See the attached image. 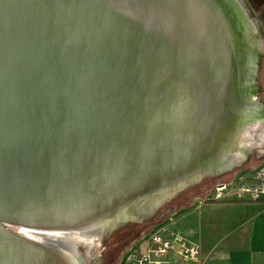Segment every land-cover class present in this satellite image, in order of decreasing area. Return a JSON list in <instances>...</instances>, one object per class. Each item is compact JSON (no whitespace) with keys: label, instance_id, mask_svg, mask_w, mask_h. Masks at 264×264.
Returning <instances> with one entry per match:
<instances>
[{"label":"water","instance_id":"1","mask_svg":"<svg viewBox=\"0 0 264 264\" xmlns=\"http://www.w3.org/2000/svg\"><path fill=\"white\" fill-rule=\"evenodd\" d=\"M262 46L242 0H0V264H83L262 149Z\"/></svg>","mask_w":264,"mask_h":264},{"label":"crops","instance_id":"2","mask_svg":"<svg viewBox=\"0 0 264 264\" xmlns=\"http://www.w3.org/2000/svg\"><path fill=\"white\" fill-rule=\"evenodd\" d=\"M263 148L254 147L246 155L237 153L240 163L230 172L212 176L217 178L215 186L254 183L257 171L264 166ZM253 166L258 167L254 172ZM212 190L206 191L208 197L194 210L174 215L155 231L166 239L173 233L185 237L199 248L198 260L186 261L170 254L163 264H264V201L216 202L210 198Z\"/></svg>","mask_w":264,"mask_h":264},{"label":"rangeland","instance_id":"3","mask_svg":"<svg viewBox=\"0 0 264 264\" xmlns=\"http://www.w3.org/2000/svg\"><path fill=\"white\" fill-rule=\"evenodd\" d=\"M242 2L245 9L248 10L250 18L257 22L259 32L264 38V0H242ZM263 51L264 46H262L261 54ZM256 91L260 102L259 106L263 107L264 110V54L259 66ZM257 168V166H253V172ZM215 184L216 179L213 177H202L187 190H183L185 192L173 193L174 196H170V199L165 198L167 200L164 204L150 213L141 214L136 220L107 226L103 230L104 235L100 236L98 234L90 240L91 245L89 247L81 246L78 248L83 264H121L120 262L125 254L140 243L144 236L153 231L156 221L160 220L161 217L165 218L172 215L174 210H179L186 204L187 206L183 209V212L178 215L191 211V209L194 210L208 197L206 191L214 187ZM194 217L196 218L197 215L195 214ZM170 235L168 238L175 236L176 233Z\"/></svg>","mask_w":264,"mask_h":264},{"label":"built area","instance_id":"4","mask_svg":"<svg viewBox=\"0 0 264 264\" xmlns=\"http://www.w3.org/2000/svg\"><path fill=\"white\" fill-rule=\"evenodd\" d=\"M213 201L227 200L259 202L264 201V166L260 168L252 184H220L210 195ZM170 254H176L186 261H197L199 248L181 235L164 238L154 232L143 239L139 246L130 249L121 264H163Z\"/></svg>","mask_w":264,"mask_h":264},{"label":"trees","instance_id":"5","mask_svg":"<svg viewBox=\"0 0 264 264\" xmlns=\"http://www.w3.org/2000/svg\"><path fill=\"white\" fill-rule=\"evenodd\" d=\"M213 178H214V177H213ZM214 179H217V178H214ZM197 181H198V180H194V181H190V182H188L183 188H180V189H179L178 193H179L180 191L187 190L190 186H192V184L196 183ZM199 181H200V180H199ZM220 184H223V183H218L216 186H218V185H220ZM216 186H215V187H216ZM215 187H213V188H215ZM183 192H185V191H183ZM187 203H188V202H187ZM186 206H187V204L184 205V206H182L179 210H174L173 213H172V215H168V216L165 217V218H162V217H161L160 220H158V221L155 222V227H154L153 231H151L150 234L144 236V239H145L146 237L150 236L151 234H153V233H154L159 227H161V226H163L165 223H167V222L170 220V218H172L174 215L176 216L177 214H179L180 212H182L183 209H184ZM125 255H126V254H125ZM124 257H125V256H124ZM124 257H123V259H124ZM123 259H122V261H123ZM122 261H121L120 263H122Z\"/></svg>","mask_w":264,"mask_h":264},{"label":"flooded vegetation","instance_id":"6","mask_svg":"<svg viewBox=\"0 0 264 264\" xmlns=\"http://www.w3.org/2000/svg\"><path fill=\"white\" fill-rule=\"evenodd\" d=\"M260 62H261V61H260ZM138 216H140V214H138L137 217H138ZM106 227H107V226H106ZM106 227H105V228H106ZM103 230H104V229H103ZM99 235H100V236L104 235V231H101V232L99 233ZM103 237H104V236H103ZM103 237H102V238H103ZM88 243H89V242H88ZM88 243H87V244H88ZM81 246L89 247V245L81 244L78 248H80ZM103 248H104V247H103ZM78 251H79V250H78Z\"/></svg>","mask_w":264,"mask_h":264},{"label":"bare ground","instance_id":"7","mask_svg":"<svg viewBox=\"0 0 264 264\" xmlns=\"http://www.w3.org/2000/svg\"><path fill=\"white\" fill-rule=\"evenodd\" d=\"M249 152V151H248ZM84 254V253H83ZM92 254V253H91ZM90 256V255H89Z\"/></svg>","mask_w":264,"mask_h":264}]
</instances>
